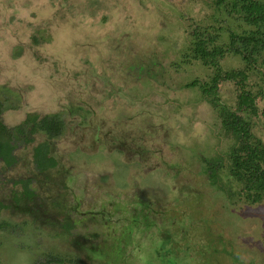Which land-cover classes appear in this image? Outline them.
<instances>
[{
  "label": "rangeland",
  "instance_id": "1",
  "mask_svg": "<svg viewBox=\"0 0 264 264\" xmlns=\"http://www.w3.org/2000/svg\"><path fill=\"white\" fill-rule=\"evenodd\" d=\"M227 13L216 0H0V120L65 124L50 140L14 133L16 160H0V264H264V200L237 194L224 108L188 86L215 72L191 57L192 28L224 47L249 28ZM220 66L246 63L226 52ZM250 69L264 92V57ZM216 92L237 107L236 82ZM256 102L246 116L264 143ZM47 140L44 173L32 152Z\"/></svg>",
  "mask_w": 264,
  "mask_h": 264
},
{
  "label": "trees",
  "instance_id": "2",
  "mask_svg": "<svg viewBox=\"0 0 264 264\" xmlns=\"http://www.w3.org/2000/svg\"><path fill=\"white\" fill-rule=\"evenodd\" d=\"M216 5H226L227 15L236 16L249 28L242 33L230 30V42L226 47L210 44L213 37L209 34L208 37L206 33L194 28L191 57L200 60L206 66L213 67L215 72L208 82L194 80L188 86L199 85L205 97H211L209 100L214 106L220 105L224 108L222 109L223 126L237 139L230 153L229 178L239 185L237 192L239 196L245 197L250 202H260L264 200V143L252 132L251 121L246 115L247 113L255 114L258 110L257 99L260 96L264 97V92H254L247 87L249 72L252 71L250 68L255 67L264 57V2L261 0H216ZM226 52L240 56L245 61L246 67L223 72L220 58L224 57ZM226 79L236 82L240 90L235 108L218 102L216 91L219 90L220 81ZM2 105L0 102V113ZM64 125L59 114L40 117L35 112L30 113L24 123L16 126L14 130L0 120V160L7 165L13 164L16 160L14 133L23 136L24 143L32 142L35 138L32 135L37 133H45L50 140L63 133ZM32 153L39 171L46 173L57 164L49 148L48 140L35 146ZM209 166L211 182L218 185L219 170L213 165ZM225 192L232 196L234 193L232 189Z\"/></svg>",
  "mask_w": 264,
  "mask_h": 264
},
{
  "label": "flooded vegetation",
  "instance_id": "3",
  "mask_svg": "<svg viewBox=\"0 0 264 264\" xmlns=\"http://www.w3.org/2000/svg\"><path fill=\"white\" fill-rule=\"evenodd\" d=\"M197 26H195L194 28H196ZM194 28H192L191 30H194Z\"/></svg>",
  "mask_w": 264,
  "mask_h": 264
}]
</instances>
